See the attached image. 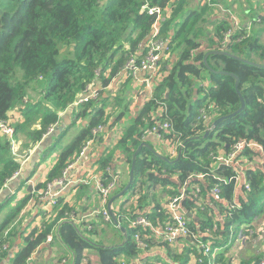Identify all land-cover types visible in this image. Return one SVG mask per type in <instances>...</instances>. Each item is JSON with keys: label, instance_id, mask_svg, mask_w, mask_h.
Returning a JSON list of instances; mask_svg holds the SVG:
<instances>
[{"label": "trees", "instance_id": "1", "mask_svg": "<svg viewBox=\"0 0 264 264\" xmlns=\"http://www.w3.org/2000/svg\"><path fill=\"white\" fill-rule=\"evenodd\" d=\"M192 1L0 0V122L8 120L11 110L18 109L23 121L14 126L13 139H20L18 133L25 136L26 140L20 139L21 150L27 152L39 145L48 136L49 130L58 124L60 113L72 107L87 87L100 82L102 88H106L123 71L131 53H136L138 59L143 57L142 45L150 38L155 22V17L147 13L146 5L159 6L162 10L170 6L171 9L169 19L160 23L159 30L160 38L169 39L170 51L167 57L163 56L158 62L160 70L167 73L154 86L151 99L139 108L124 128H120V134L112 144L103 148L94 164L98 168L94 172L101 174V182L106 183V167L112 164L117 154L130 167L144 132L165 122L170 124L171 129L168 133L159 130L162 138L171 142L178 139L183 144L181 158L177 161L169 155L166 157L168 161L162 160L148 148H142L137 154L133 183L123 196L125 200L113 211L118 222L126 229L123 238L121 230L115 226L113 238L117 244L104 247L102 241L94 242L99 236L96 226L110 227L113 224H104L100 216L88 223H81L79 227L88 238L80 235L77 227L63 220L65 213L77 211L60 197L58 204L51 210L52 216L47 219L48 222H43L39 229H33L24 239V246L7 263H2V260L1 264H25L58 224L61 241L75 253V264H80L86 250L96 253L99 264H120V258L134 261L141 249L133 240V235L136 232L150 234L149 230L143 231L141 226L129 227V222L141 215L135 212L136 209L142 210L153 203L151 213L142 215L152 226L164 223L166 212L159 202L156 187L165 189L172 186L174 190L169 194L175 196L179 194L177 188L190 178L191 182L199 185V192L181 202L188 211L196 207L198 195L219 185L221 198L228 203L227 208H224L223 234L236 222L252 219L264 212V203L256 206V201H261L259 197H264V182L258 172L246 171L250 192L245 200H239L238 209H230V205L234 204V177L239 175L236 167L218 165L213 173L210 171L213 168L210 155H216L220 149L230 152L238 140L253 142L264 154V67L225 55H209L207 65L204 63L206 53L225 51L264 66V43L260 41L259 31L253 35L248 29L240 27L222 47L221 42L226 31L232 27L231 22L219 17L213 6L201 5V0L199 5L191 8ZM211 4L221 5L217 0H211ZM211 15H217V18L213 20ZM252 20L253 23L263 22L257 15ZM216 72L238 77V91L245 107L233 117L225 118L212 127L216 119L231 115L240 108L234 77ZM35 82H40L42 90L41 99L34 102L28 100L27 90ZM129 82L130 78L125 80L121 85L123 89L127 88ZM125 91L124 102L120 98L116 99L119 101L116 105L119 110L114 116L116 121L129 113L130 97ZM102 95L100 89L95 99L74 106L75 121L85 118V123L72 141L61 148L45 181L36 184L33 190L46 188L47 183L60 178L87 141L93 140V148L97 146L105 131L96 136L91 130L99 125L112 124L108 122L109 116H106L107 96ZM201 110L206 120L201 118ZM205 133L208 135L203 138ZM64 136L63 129L51 147ZM46 150L48 148L42 153ZM20 169L21 162L12 154L10 141L0 134V191ZM197 175H204L207 189L198 180L192 179ZM22 186L19 185L16 192ZM89 187L79 184L72 190L84 189L83 192L90 190ZM123 188L118 186L108 201ZM13 197L14 193L6 197L0 203V209ZM33 197L34 193H25L0 222V250L3 245L8 246L16 230L13 222ZM50 212L42 211L44 215ZM198 212V216H202L200 209ZM210 222L200 223L199 230L202 233L208 231L212 236L219 235V225ZM213 224L216 227L214 231ZM86 225H90L91 229L87 231ZM188 225L193 233L199 231L191 219ZM6 229L9 231L5 235ZM104 230L101 229L100 233ZM231 235H235V232ZM238 237L242 238V235ZM121 240L125 241L122 243ZM1 255L7 259L5 251ZM197 256L201 260L200 264H203L202 255Z\"/></svg>", "mask_w": 264, "mask_h": 264}, {"label": "crops", "instance_id": "2", "mask_svg": "<svg viewBox=\"0 0 264 264\" xmlns=\"http://www.w3.org/2000/svg\"><path fill=\"white\" fill-rule=\"evenodd\" d=\"M175 1L177 0H171V3H174ZM217 1L221 5L211 4V0L210 3L207 5L213 6L215 8L214 9L215 13L219 14V17L227 20L228 22H231L232 27H230L229 29H233L234 31L236 30L234 26V21H236L239 25L238 28L241 27L244 28L245 30L248 29V31H250V34L254 35L257 31H259L260 41L264 43V0H225L226 5L224 0H222V2L220 0ZM198 2L199 0H193L190 3V7L194 9L195 6L199 5ZM201 5H205V4L201 2ZM170 14H171L170 6L165 7L161 16L159 17V22L156 24V27L159 28L160 23H163V20H165L166 18L169 19ZM256 15L257 18H262L263 22L253 23L252 19L255 18ZM211 17L213 18V20H215L217 18V15H211ZM145 41L143 44L146 43ZM172 61L173 58L171 59V62ZM168 67L169 65H167V68ZM147 76L148 75L143 71L138 72L135 77L129 76L124 71H122L120 75L116 79H114L106 88H102L100 82H96L92 86L91 89L93 90L100 91V89H102V93L104 91L108 92L110 89L113 90L114 88L119 87L125 82L126 79L130 78V82L127 86V89H129L128 94H130V99H132V103L129 106V112L131 110L130 113L131 116L128 117L127 119L122 118L121 120L116 121V118H113L111 120V122L117 124L116 136L120 134V127L124 128L128 124V122L132 120L134 115L138 112L139 108L149 99H151L154 89V82L152 80H149L148 82ZM41 90L42 89L40 88L38 91L40 95L38 99L41 98ZM27 91L33 92V87L30 86ZM134 99L136 100L135 103H133ZM73 109L74 107H70L66 111L60 113L59 122L56 125L59 127H64V130H66V134L68 133V131L70 130L71 126L75 121L73 116L74 114ZM11 119L13 121H11ZM8 121L13 126L23 121V118L21 117L20 112L17 110V108L11 110L8 113ZM18 140L21 143V145L19 143H16L17 149L19 148L20 153H23L24 151L21 150L22 142L20 139ZM113 140L114 137H111V135L105 136L103 138V141H101L100 139L98 141L97 146L95 145V148H93L89 152V157L91 159L89 162L86 163L85 171L71 173L69 174L70 178L73 181H76V180L86 179L88 175H92L93 172L98 169L97 166H95L94 164L97 161L98 157L102 154L103 148L106 147L107 145L112 144ZM139 143L140 145L144 144L146 146V147L143 146V148H148L156 155L161 156L163 158H166L171 152V148L168 142H165L163 139L158 138L154 134L142 135L141 138L139 139ZM35 148L28 150L27 152H24L25 157H23L22 160L20 161L21 169L19 170L20 171L19 177H23L24 179L23 183L27 184V186L29 184L32 185L31 191H33L34 197L27 203L24 210L18 216L20 217V220L17 222H20L24 214L28 211L29 212L27 214H29V217L27 216L26 218L25 216L22 227L20 223H15V221L13 222L14 223L13 226H16L17 224L16 230L8 244L9 247H8V251L6 252L7 257H5L7 259L3 258L2 263H7L8 259L12 258L19 251L17 246L20 245V243H22V246H24L25 244L24 239L33 229H39V227L41 226L39 224L41 220L42 223L44 221V214L40 210L42 209V207L35 205L34 203L35 194L39 190L35 191L33 190V188L36 186V184L45 181L46 175L51 169V167L54 165L56 158L54 159L53 163L49 168L42 169V176L40 175L32 179L31 175L32 172H34L33 163H35L33 159L35 155V150H34ZM242 152L239 154V156L235 159L233 163V166L236 167L237 174H239L238 175L239 180L238 182L234 183V187H233V203L236 206V209L239 208V200L240 199L245 200L246 196L250 192V191L248 192V190L244 188L245 184L249 185L248 180L246 178V171L250 170L253 172H258V174L261 176L262 181L264 182V154L262 153V149L259 146L255 145L251 148L245 149ZM218 153L226 154V152H224L221 149L218 150L217 154ZM27 160L31 161V167L27 166V163H25L27 162ZM211 165L213 166V168L210 171L211 173H213V171H215L218 168L215 163ZM111 166L114 169V171H116L120 175L119 186L125 187L129 180L130 167L128 166V164L125 162V160L121 155L115 156ZM91 177H95V176H91ZM194 178L198 180L205 189L208 188L206 181L203 179L204 175H197L192 177V179ZM172 179L176 181L175 177H173ZM185 183H186V188H188L189 190L197 189L199 186L196 183L191 182V178L188 179ZM8 184L9 183H7V185ZM17 185L18 184L12 185L11 187L7 186L5 190L0 191V203L4 200V198L8 194L11 193L13 194L17 191L16 190ZM88 186H90L89 187L90 190L85 189L86 191L83 192L82 190L84 189H77L76 191H73L72 190L73 187H69L61 196L64 198V203H68L70 207L75 208V210L79 213V215L77 216L78 218L80 217V215H88L87 213H89L92 209L95 210L98 209L99 207L101 208V199L97 194V192L95 191L94 185L90 184ZM180 187L181 186L177 188V191H179ZM173 190L174 188L172 186H168L165 189L156 187L155 192L157 193L160 204H163V206H165L167 200L173 197L170 196L169 194V192ZM210 190L211 188L207 190L205 194H201L200 196L199 195L197 196L198 201L196 203V207H194L192 211H188L182 206L185 216L187 215V213H190L191 215L190 218L186 216L188 222L190 223V219H191V221L196 224L195 226L197 230H199L200 223H204L207 221L208 222L211 221L210 223H217L219 225L220 234L217 236H212L210 234L209 237L205 232L202 233V231L200 230L197 233H195L196 239L201 242V245L202 246L207 245V247L210 249V251L207 254L204 253L203 247L201 245H198L196 242H194L191 239H178L172 244H165L162 243L159 238L152 236L150 234L149 235L150 247L148 250H141L139 255L134 259V261L120 258L118 262L120 264H195L197 263V259H198L197 254H201L202 256L200 258H202V260L204 258L203 264H258L260 260L264 258V212L259 216L252 217V219L246 218V221L240 220L236 222V224H234L233 226L227 229L228 231L227 233L223 234L224 233L223 217L225 211L224 208H227L228 203L223 198L219 201L215 200L212 197ZM75 197L77 198L76 200L74 199ZM122 198L123 197L116 199L115 203L112 204L113 211L120 207L121 204H117V203L121 202L123 200ZM259 198L261 201L258 202L256 201V206H259L260 204L264 203V197H259ZM152 208H153V203H150L149 205L145 206L144 209L142 210L136 209L135 212L141 215L144 213L149 214L151 213ZM198 209L201 210L202 216H198L199 213ZM9 210L5 212L4 217L9 212ZM37 219H39V223H35ZM47 219L48 218H46V220ZM130 224L131 223H129V227H131ZM115 225L116 224H112L109 228H107L106 225L96 226L99 236L95 238L94 242L102 241L104 247H110L114 244H117V240L115 238H111V235L109 233L106 236H100L102 235L100 233L101 229H105V230L109 229L110 233H113L115 229ZM117 225L120 230L121 228H123L126 231V229L122 227V225L120 224V222H118V220H117ZM213 225H214L213 228H216L215 224ZM76 226L78 227L79 234L81 235L82 231L79 227V223L76 224ZM233 231L235 232V235L232 236L231 233ZM59 233H60V228L58 224L57 226L52 228V232L51 234H49V236H51V241L47 242L45 240L33 252L31 256L32 261L30 262V264H57L60 260L62 261L63 264H75V253L73 254L72 251L61 241ZM121 233L124 238V234L122 231ZM239 234L242 235V238L238 237ZM84 236L87 237L86 235ZM204 237L206 238L208 237V238L206 240H203ZM124 241L125 240H123L122 243ZM83 256H88L91 260V264H99L98 257L96 256V253L94 251L86 250L83 252ZM192 257H195L194 261Z\"/></svg>", "mask_w": 264, "mask_h": 264}, {"label": "built area", "instance_id": "3", "mask_svg": "<svg viewBox=\"0 0 264 264\" xmlns=\"http://www.w3.org/2000/svg\"><path fill=\"white\" fill-rule=\"evenodd\" d=\"M204 4H209L210 0H201ZM147 13L150 16L155 17V22L153 25V31L151 33L150 38L147 40L145 44L142 45V49L144 50L143 57L141 59H138L136 56V53H131L123 67V71L128 74L129 76L135 77L136 74L140 71H143L146 73L147 81L152 80L154 82V86L158 84L161 79L166 75L167 72H163L160 70V65H158V62L162 59L163 56H167L168 52L170 51L169 48V39L167 38H160L159 37V30L160 27L157 28L156 24L159 22V17L161 16L163 10L159 6H145ZM235 29L239 27L238 23L234 21ZM234 32L233 29H228L226 33L224 34L223 40L221 42V46L225 47L229 38L231 37V34ZM236 41H239V39H236ZM93 85H90L87 87V89L80 95V97L76 100V102L73 104V106H77L83 102H87L88 100L95 99L98 96V91L91 89ZM201 118L206 120V115L201 110L200 111ZM171 129V126L169 123L165 122L162 125H159L158 127L154 126L151 129H148L144 132L145 134H154L158 138L163 139L162 136L159 134V130H164L166 133H168ZM54 130L52 127L49 130V134ZM105 131V127L103 125H99L91 130V133L93 135L98 136V134ZM0 134H3L8 140L10 141V147L12 153L17 152V144L13 139L14 134V128L9 123L8 120L1 121L0 122ZM165 142H168L171 152L169 154L170 157L176 158L179 151L183 148V144L177 139L173 140L172 142L170 140L163 139ZM93 140H89L85 143V145L80 150L79 154L68 164V167L65 168V171L63 175L53 180L52 182H49L46 184V188L40 189L37 192L35 204L42 207L43 211L50 212L54 206L58 204V199L62 196V194L69 188L74 187L79 184H93L94 189L99 195L101 199V208L91 210L88 215H79L78 212H71V213H65L64 215V221H67L73 225L76 226V224L79 223V226L81 223H88L92 220V217L98 218L99 216L102 219V222L105 223H112V219L108 210V198L112 195V193L116 190V188L119 186L120 183V175L114 169L111 165H108L106 167V175L108 178V181L106 183L101 182V174H96L93 172L92 175H88L86 179L83 180H76L73 181L69 174L76 173L79 171H85L86 169V163L90 161L89 152H90V146L92 145ZM255 146L253 142L246 141V140H238L236 141L233 146L231 147L230 152L226 154H211V160L213 163L218 165H233L235 159L238 157V155L244 151L247 148H251ZM119 155V154H117ZM19 175V172H16L12 178H15ZM95 176V177H91ZM202 177V176H200ZM239 176L237 175L234 177V182H238ZM221 181V180H219ZM244 188L246 190H250L249 185L245 184ZM199 192V189L189 190L186 188V184L180 187L179 194L175 195L167 200V203L165 204V212H166V220L162 224H157V226H152L147 219L140 215L135 220L130 221V226H141L143 231H150V234L152 236H155L161 240L162 243L165 244H172L178 239H191L194 242H196L198 245H201V242L196 239L195 233H193L188 225V219L184 214L182 204L181 202L191 194H195ZM212 197L219 201L221 200L220 195V189L219 185L216 184L214 187L210 190ZM236 206L234 204L230 205V209H234ZM113 211V208H112ZM77 227V226H76ZM118 227V226H117ZM90 225H86V230H90ZM216 230L213 228V231ZM9 229H6L4 234L6 235L8 233ZM209 237L210 234L208 231L205 232ZM149 234V235H150ZM147 234L141 235L139 232H136L133 235V240L137 244V246L141 250H148L149 249V238L150 236ZM47 242L51 241V236H47L46 238ZM202 246V245H201ZM203 251L205 254H207L210 249L207 247V245L202 246ZM4 251H8V246L3 245L2 249L0 250V264L3 260L2 253ZM32 261V257H29L25 264H30ZM197 263H201L200 259H197ZM59 264H63L60 260ZM81 264H91V260L88 256H83L81 260ZM258 264H264V258L260 260Z\"/></svg>", "mask_w": 264, "mask_h": 264}, {"label": "rangeland", "instance_id": "4", "mask_svg": "<svg viewBox=\"0 0 264 264\" xmlns=\"http://www.w3.org/2000/svg\"><path fill=\"white\" fill-rule=\"evenodd\" d=\"M31 87H33V92H28V94H29L28 100L34 101V102L40 100L41 98L38 99L40 97L39 92H38L39 89L41 88L40 82L33 83V85H31ZM125 90H127V94H128V90L129 89H127V88L123 89V86L120 85L119 87H116L113 90L110 89L108 92L104 91L102 93L103 94L102 96L103 97L107 96L106 98L108 100L106 105H105L106 116H109L108 117V122L109 121L111 122V120L113 118H115L114 116L117 113V111L119 110V107L116 106L119 103V101H116V99L120 98V101L124 102V97L126 96L125 95L126 94ZM128 96L130 97V94H128ZM99 97H100V95H99ZM135 101L136 100L134 99L133 103H135ZM131 103H132V99L129 98L128 99V108H129ZM130 113H131V110L128 113V115H126V117H125L126 119L131 116ZM11 121H13V120L11 119ZM84 123H85V118H78L76 121H74L73 125L71 126V128H70V130L68 131L67 134H66V130H64L65 131L64 138L59 143L54 145L53 147H51V145H53V143L55 142L56 138L52 137L50 145L47 146L48 150H46L44 153L41 152L37 159L33 158L35 163H33L34 172H32V175H31L32 179H34V178H36V177H38L40 175L42 176V169L49 168L51 166V164L53 163L54 159L57 157L58 153L60 152L61 148L64 145L69 144L72 141L74 136L81 130V128H82ZM104 127H105V133L102 136L104 137V136H107L109 134V135H111V137H114V139H115L116 138V131H117V124H114V122H112V124L111 123H107V124L104 125ZM17 136L20 139H22V140H26L25 136L22 135L21 133H18ZM103 137L101 138V141H103ZM17 143H19L21 145L19 140H17ZM92 149H93V144L90 146V150H92ZM14 154H15V157L18 160H22V158L25 157V153L24 152L20 153L19 148L17 149V152L14 153ZM25 163H27V166L31 167V161L30 160H27V162H25ZM23 180H24L23 177H19L14 182H11V183L8 184V187H11L12 185H16V184L23 185V186L20 189V191L14 193V197H13V199L11 201L8 202L7 204L3 205V207L0 209V221H2L5 212L7 210H9L11 207H13L15 205V203L17 202V200L21 199L25 195L26 189L28 187L27 188L25 187V183L23 184ZM11 194H9V195H11ZM8 196H6V197H8ZM124 200H125V197L123 198V200L121 202H118L117 204L122 203ZM40 210L43 211L42 209H40ZM28 212H26L24 214V216L22 217L20 222H17V221L20 220V217H17L18 219L15 220V223H20V225L22 227L23 223H24L25 216H26V218H27V216L29 217V214H27ZM46 216H48V217H46ZM51 216H52V211L48 215L45 214L43 222H48L46 220V218L49 219ZM35 223H39V219H37V221ZM39 224L42 225V220H41V222ZM16 226H17V224H16ZM107 226L108 225H106V227ZM107 228H109V227H107ZM108 233L111 235V238L115 237L114 236L115 234L114 233H110L109 229L104 230L102 232V235L106 236ZM102 235H100V236H102ZM17 247H18V250H20V248L22 247V243H20V245H18ZM192 258H193V261H194L195 257H192ZM59 262L57 264H59Z\"/></svg>", "mask_w": 264, "mask_h": 264}, {"label": "water", "instance_id": "5", "mask_svg": "<svg viewBox=\"0 0 264 264\" xmlns=\"http://www.w3.org/2000/svg\"><path fill=\"white\" fill-rule=\"evenodd\" d=\"M145 42H147V40L145 41ZM209 55H225V56H229V57H232V58H235V59H237V60H239V61H243V62H246V63H249V64H252V65H254V66H261V67H264L263 65H259V64H257V63H251V62H248V61H246V60H243V59H240V58H238V57H236V56H233V55H231V54H229L228 52H225V51H210V52H208V53H206L205 54V56H204V63L206 64V62H207V57L209 56ZM207 65V64H206ZM209 68V67H208ZM210 69V68H209ZM211 71V70H210ZM213 72V71H212ZM216 73H222V74H228V73H225V72H216ZM228 75H230V76H232V77H234V79H235V88H236V92H237V94H238V96H239V99H240V108L235 112V113H233V114H231V115H228V116H225V117H220V118H218V119H216L213 123H212V127H216L221 121H223L225 118H231V117H233L236 113H238V112H241L243 109H244V107H245V103H244V100H243V97L241 96V94L239 93V91H238V77L237 76H235V75H233V74H228ZM166 97H167V94L165 95ZM63 127H56L37 147H36V149H35V155H34V159H37L38 157H39V155H40V153L44 150V149H46L47 148V146H49L50 145V143H51V139H52V137H56L57 135H58V133H60V132H62L63 131ZM207 135H208V133H205L204 135H203V138H205V137H207ZM143 146L144 147H146L144 144H141V145H139V147L137 148V150L134 152V154H133V157H132V162H131V166H130V172H129V180H128V183L126 184V186L119 192V193H117L116 195H114L113 197H111V199L109 200V203H108V210H109V213H110V216H111V219H112V221H113V223L114 224H116L117 225V219H116V217L114 216V214H113V212H112V203H113V201H115L116 199H119V198H121V197H123L124 195H125V193L128 191V189H129V187L132 185V183H133V172H134V167H135V159H136V157H137V154L139 153V151L143 148ZM154 153V152H153ZM155 154V153H154ZM156 155V154H155ZM156 156H158V155H156ZM158 157H160L162 160H167L166 158H163V157H161V156H158ZM181 158V151H179V153H178V155L176 156V159L174 160V161H177V160H179ZM168 161V160H167ZM18 179V178H17ZM18 186H19V184H18ZM31 189H32V187L29 185L28 186V188H27V193H31L32 191H31ZM188 218H190L191 217V215H190V213H187V215H186ZM74 227H76L75 225H73ZM121 231L123 232V234H124V237L126 236V231L123 229V228H121ZM79 232V231H78Z\"/></svg>", "mask_w": 264, "mask_h": 264}, {"label": "clouds", "instance_id": "6", "mask_svg": "<svg viewBox=\"0 0 264 264\" xmlns=\"http://www.w3.org/2000/svg\"><path fill=\"white\" fill-rule=\"evenodd\" d=\"M79 97H80V96H79ZM79 97H78V98H79ZM72 107H74V106H72ZM12 127L14 128L13 125H12ZM56 127H58V126H56ZM56 127H55V128H56ZM55 128H54V129H55ZM13 135H14V134H13ZM48 135H49V134H48ZM7 139H8V138H7ZM44 139H45V138H44ZM14 141H15V140H14ZM15 142L17 143V141H15ZM41 142H42V141H41ZM41 142H40V143H41ZM40 143H39V144H40ZM37 146H38V145H37ZM37 146H36V147H37ZM10 150H11V147H10ZM11 152H12V151H11ZM12 154H13V153H12ZM13 155L15 156V154H13ZM175 159H176V158H175ZM20 161H21V160H20ZM18 172L20 173V171H18ZM13 176H14V175H13ZM18 177H19V175H18L17 177H15V178H12L8 183H10V182L16 180ZM29 185L32 187L31 184H29ZM29 185H28V186H29ZM7 186H8V185L6 184V186L4 187L3 190H5V189L7 188ZM26 186H27V184H25V187H26ZM28 186H27V187H28ZM18 187H19V186L17 185V188H18ZM3 190H2V191H3ZM26 191H27V189H26ZM26 193H27V192H26ZM31 193H33V191H32ZM8 195H9V194H8ZM8 195H7V196H8ZM36 195H37V193L35 194V199H36ZM35 199H34V203H35ZM35 205H36V204H35ZM114 216H115V215H114ZM112 223H113V221H112ZM113 224H114V223H113ZM13 225H14V224H13ZM72 225H73V224H72ZM115 226L117 227L118 225H115ZM77 228H78V227H77ZM117 228H118V227H117ZM81 235H83V234L81 233ZM5 252H7V251H5Z\"/></svg>", "mask_w": 264, "mask_h": 264}]
</instances>
